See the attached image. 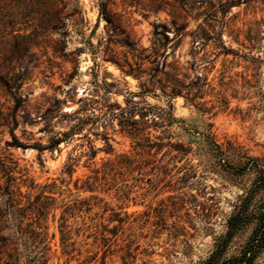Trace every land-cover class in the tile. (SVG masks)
<instances>
[{
	"label": "rangeland",
	"instance_id": "374dc122",
	"mask_svg": "<svg viewBox=\"0 0 264 264\" xmlns=\"http://www.w3.org/2000/svg\"><path fill=\"white\" fill-rule=\"evenodd\" d=\"M79 1L83 23L79 15L69 18V10L60 4L63 23L46 37H38L35 42L39 45L13 55L0 45V71L25 73L18 94L27 98L25 107L31 112L39 104L55 99L62 102L63 112L76 110L79 99L94 93L95 85L105 81L114 85L110 101L123 107L129 92L140 90L137 79L122 75L101 57L94 60L89 42L96 45L104 36L106 22L102 19L91 36L100 0ZM33 2L4 0V14L13 17L15 23L12 28L0 23V42L13 43L18 32L32 33ZM112 2L111 10L124 15L144 47L152 46L159 26H167L166 33L174 37V21L184 24L187 33L202 26L215 35L217 42L222 39L229 54H221L220 47L215 49L210 44L198 54L195 70L189 35L169 45L171 52L173 44L178 43L167 63L176 61L186 82L195 80L199 72L214 87L200 100L206 103V111L182 96L170 103L161 96L135 98L172 115L169 139H158L163 137L162 129H152L150 135L153 143L170 142L175 147L140 148L135 140L119 132L116 123L115 131L108 130L114 151L107 154L103 151L104 141L91 135L102 151L94 163L87 162V157L80 158L72 177L65 173V167L70 157L81 151L76 145L82 141L77 138L40 153L37 149L7 146L5 142L13 140L11 134L0 130V156H10L17 163L14 175L19 182L27 179L42 189L54 181L59 185L65 181L63 187L71 189L73 198L90 199L93 204L91 212H83L84 219L78 218L79 234L72 239L77 243L68 250L61 240V209L50 212L49 264H196L210 255L218 238L226 233V220L235 202L255 177L253 171L239 174L220 164L207 136L214 139L232 164L244 162L247 157L264 162V0H169L167 8L159 11L152 8L151 0H140L129 7L124 0ZM183 3L187 11L179 8ZM181 13L186 15L184 19H178ZM6 55L14 60L7 61ZM0 104H13L5 87H0ZM43 125L21 124L15 134L20 142L41 140L46 144L49 136L41 131ZM65 126L57 123L54 130L58 132ZM95 169L106 172L100 187L93 192L77 189V180L80 187L87 177L94 176ZM22 191L32 192L26 186ZM84 222L90 228H82ZM249 233L250 229L235 238L228 256L237 252ZM255 264H264V252Z\"/></svg>",
	"mask_w": 264,
	"mask_h": 264
},
{
	"label": "trees",
	"instance_id": "16d2710c",
	"mask_svg": "<svg viewBox=\"0 0 264 264\" xmlns=\"http://www.w3.org/2000/svg\"><path fill=\"white\" fill-rule=\"evenodd\" d=\"M140 0H124L126 7ZM155 11L166 9L169 0H151ZM182 1V0H178ZM4 0H0V23L4 28L14 27L13 17L5 16ZM112 0H100L99 17L94 28L93 36L99 27L100 21L105 20V34L95 45L89 42L91 53L96 60L101 57L103 62L110 63L120 70L126 77H133L139 81L140 90L129 92L126 106L118 102L110 101V94L113 93V84L104 82L96 84L94 93L87 97H81L78 101L79 107L70 112H63L61 101L55 99L47 101L35 107L31 112L25 107L27 98L18 94V90L25 73L13 72V69L3 73L0 71V87H5L13 104L4 107L0 104V130L9 131L12 141H6L7 146L37 149L40 153L45 150L53 151L58 149L62 143L68 144L75 138L82 142L77 144L81 151L75 157H70L66 164L65 173L70 177L76 171L80 158L87 157V162H93L102 151L93 142L91 135L104 141V149L107 154L114 151L110 143L108 130L115 131V124L119 125V132L127 135L136 141L138 147L160 149L163 146L175 147L168 142L153 143L150 135L152 129H162L163 137L159 140L169 139L168 127L172 124V115L164 110H155L152 106L135 98L152 95L164 97L169 103L178 96H182L187 102L203 107L206 111V103L200 100L211 90H214L208 78H204L199 72L195 80L186 82V75L180 74V67L177 62L168 64L167 59L171 52H174L177 44H173L171 52L169 45L178 37L190 36L193 44V69L200 58L198 54L206 51L211 44L215 49L221 48V54H229L230 50L225 46L221 38H217L206 27H198L191 33L185 32L184 24L173 22L175 36L170 37L166 31L167 26H160L155 30V39L151 47H144L134 30L129 28L124 20L123 14H118L110 8ZM68 9L69 18L80 16L83 23V9L79 0H35L33 2L34 28L31 34L17 33L12 42H0L2 49L11 52L13 55L18 50H30L39 45L35 42L38 37H46L49 31L63 23L64 9ZM183 3L179 8L187 11L188 6ZM186 15H179L178 19H184ZM9 19V20H8ZM78 21V19L76 20ZM35 38V40H34ZM179 42V41H178ZM219 45V46H218ZM10 56V55H9ZM6 55L7 61L14 58ZM97 66L98 64L95 63ZM205 69V68H204ZM160 91L158 93L157 91ZM96 93V94H95ZM221 97V96H220ZM222 98V97H221ZM34 116V117H32ZM42 122L41 128L48 135L47 143L41 140L20 142L15 130L21 124H33ZM63 123L65 128L56 132L55 124ZM209 144L217 151L219 163L234 169L242 174L246 171H253L255 177L250 186L235 202L230 215L226 220L227 231L218 238L214 250L210 255L198 261L196 264H255L259 256L264 252V162L256 157H247L246 161L232 164L229 158L222 151L221 147L210 136H207ZM145 142V144L143 143ZM144 144V145H143ZM17 163L10 156H0V264H49L51 251L49 241V226L47 219L52 210L61 209L60 233L64 248L67 250L74 247L77 241H72L73 235L77 232L78 218L83 212H91L90 199L73 198L71 189L64 186L62 181L44 185L42 189L34 183H28L27 179L18 181L15 177ZM94 176L87 177L79 187L80 180H77V189L95 191L101 180L106 177L105 170L95 169ZM26 186L30 191L24 193L22 187ZM49 193V195H48ZM57 195V197H55ZM65 196V197H63ZM93 199L97 197H91ZM85 207V209H84ZM82 228H90L84 222ZM250 229L245 242L233 255H227L231 243L240 234Z\"/></svg>",
	"mask_w": 264,
	"mask_h": 264
}]
</instances>
